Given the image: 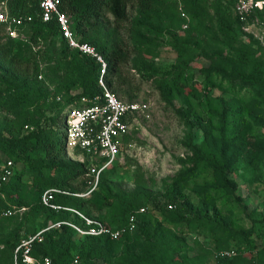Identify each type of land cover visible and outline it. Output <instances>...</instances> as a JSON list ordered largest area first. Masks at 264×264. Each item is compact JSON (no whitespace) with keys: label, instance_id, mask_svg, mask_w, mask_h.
<instances>
[{"label":"trees","instance_id":"16d2710c","mask_svg":"<svg viewBox=\"0 0 264 264\" xmlns=\"http://www.w3.org/2000/svg\"><path fill=\"white\" fill-rule=\"evenodd\" d=\"M4 2L8 16L31 17L30 22L18 28V32L27 28L32 42L50 39L59 45L49 68L52 74H59V77L51 83L53 89H49L40 80L35 61L28 62L20 54L12 52L9 42L12 39L5 36L0 27V163L10 160L13 169L8 182L0 183V213L12 207H28L44 214L39 228L31 232L26 229L21 236L25 220L21 217L5 234L0 241V264H13L12 251L20 238L36 233L47 222L72 221L81 224L80 219L65 208L112 229L124 227L128 216L139 208H143L144 212L135 215L133 230L123 233L116 240L79 237L66 226L49 230L42 234L41 243L32 247L33 257H47L50 264H73L74 259L75 264H206L204 254L181 251L183 238L195 234L207 238L215 251L234 248L236 255L223 261H227L226 264H262L257 256L263 250L257 249L253 231H232L224 223L217 207V201L233 193L235 184L232 175L236 172V161L251 155L247 152L244 155L247 133L252 126L262 125L264 121V71L261 60L257 59L259 50L240 45L236 49L230 47L225 55L210 53L204 56L210 67L199 70L202 87L223 89L227 100L219 99V103L225 102L227 107L222 111L208 108L200 115L186 116L183 145L191 155L179 161L189 167L178 173L161 193H151L140 186L110 192L104 177L112 164L99 174L96 192L93 190L86 197H77L75 194H81L91 178L86 176L85 163L65 156L58 126L65 109L71 107L74 101L80 97L91 99L100 93L97 84L99 65L93 59L69 49L59 37L54 21H40L38 0ZM59 3V10L69 18L73 35L79 41L92 45L104 58L106 71L101 79L106 88L116 93L115 79L125 56L111 41L113 34L110 30L113 28L106 34L103 32L108 24L106 16H110L113 27L118 26L126 17V7H134L137 16L133 18L131 27L152 34L154 32L148 20L153 0H59ZM172 4L184 23L173 0ZM205 5L202 0L182 3L184 14L189 16L187 32L198 31L202 20L210 15L220 39L226 45L234 43L235 33L243 22L233 14L231 4L211 0ZM2 35L10 40L3 42ZM185 46V42L175 44L178 47L177 62L166 71H160L144 61L139 62L141 69L133 66L141 80H154L160 85L161 96L167 103H171L172 97L179 95L183 89H187V97H190L195 85L191 75L186 73L190 59L183 51ZM72 92L75 93L71 95ZM205 117L208 119L203 123L200 119ZM188 118H193L194 122L191 123ZM25 126L31 130L24 129ZM193 127L202 135V141L196 146L188 143L193 138ZM259 137L257 135V139ZM16 166L19 167L17 172ZM203 172L210 173L211 181L193 186L197 203L192 205L186 199L179 200L185 184L194 181ZM77 179H82L79 186L72 185ZM27 186L30 188L28 197L24 191ZM48 189L63 192L53 193L50 201L58 209L52 210L40 204L41 194ZM168 205L174 207L168 210ZM0 218L4 221L9 219L1 215Z\"/></svg>","mask_w":264,"mask_h":264},{"label":"rangeland","instance_id":"374dc122","mask_svg":"<svg viewBox=\"0 0 264 264\" xmlns=\"http://www.w3.org/2000/svg\"><path fill=\"white\" fill-rule=\"evenodd\" d=\"M3 1L0 0V2ZM202 1L206 5L211 2V0ZM221 1L223 4L227 3V0ZM207 12L210 14V11ZM149 13L148 22L155 34L131 27V22L137 16V12L134 7L129 6L126 7V17L120 25L113 27L112 20L107 15L108 24L103 28L104 34L113 28L110 30L113 34L111 41H114L120 53L125 56L115 79L118 91L113 93L123 102H136L144 106L142 111L130 118L127 140L113 163V167L105 172V185L110 192L140 186L151 193H161L178 173L189 167V165H182L179 161L191 155L183 145L186 134L184 126L186 116L200 115L202 110L208 108L222 111L227 107L225 103L227 96L223 89L202 87L199 70L210 67L204 57L206 54L225 55L230 47L236 49L240 45H245L254 51L259 50L257 59L261 60L264 71V15L248 16L240 30L236 31L235 42L226 45L216 33L210 15L202 20L198 31L187 32L186 29H182L183 23L175 12L172 0H153ZM187 21L189 22V16L185 22ZM30 33V30L26 28L18 32L14 39L11 38L12 40L2 35V41L10 40L12 52L20 54L23 60L28 62L34 60L39 68L40 80L49 89H53L51 83L59 77V74H52L49 68L59 45L54 41L51 42L50 39H41L34 43L30 40ZM181 42H185L186 46L183 51L190 59L186 66V73L191 75L195 85L192 86L190 97H187V89H183L179 95L175 94L172 97L171 103H167L161 96L160 85L154 80H141L133 66L141 69L139 62L144 61L160 71H166L176 64V48L178 47H175V44ZM242 94L243 91L240 95ZM219 99L225 102L219 103ZM47 115L48 113L45 114ZM188 119L191 123L194 122L193 118ZM207 119L208 117H205L200 120L205 123ZM250 123L254 124L252 121ZM58 127L60 137L62 123ZM52 128L54 130L55 126ZM192 135L193 138L188 143L199 145L202 141L201 132L193 127ZM257 135L260 136L259 139ZM245 144L244 155L246 152L251 155L246 159L236 161V172L232 175L235 184L233 193L217 201V207L219 214L223 215L224 220H222L230 226L232 231L240 232L248 229L253 231L258 243L257 249L263 250L257 259H261L264 264V121L262 125L250 128L245 137ZM65 156L69 159L73 158L67 151H65ZM17 170H19L18 166L15 172ZM81 180L73 181L72 185L79 186ZM210 181L209 172L201 173L194 181L185 184L178 197L179 200L186 199L195 205L197 199L193 193V186ZM86 187L82 193H85L90 185L87 184ZM24 191L27 197L30 196L28 186L24 188ZM10 210L14 214L9 216V219L4 221L0 218V241L21 217L25 218L23 231L20 232L21 236L24 235V230L31 232L43 223L44 214L40 211H33L28 207L19 209L12 207ZM1 249L0 244V259ZM181 251L202 253L205 255V263L213 264V256L217 250H214L213 244L207 238L188 234L182 240ZM226 263L227 261L221 262V264Z\"/></svg>","mask_w":264,"mask_h":264},{"label":"built area","instance_id":"2783aa9c","mask_svg":"<svg viewBox=\"0 0 264 264\" xmlns=\"http://www.w3.org/2000/svg\"><path fill=\"white\" fill-rule=\"evenodd\" d=\"M181 18L187 20L182 10V3L186 0H173ZM231 4L233 14L240 22H245L246 18L254 13L264 12V0H227ZM59 0H38L37 6L39 19L41 22L54 21L59 37L66 43L67 47L75 50L81 55L93 59L99 65V78L97 84L100 93L91 99L80 97L74 101L71 107L65 109L62 118V134L60 136L64 150L70 152L72 160L86 164V176L91 178L88 182L90 187L85 193L75 194L77 197H86L96 187L99 174L108 169L117 159L125 139L128 136V124L132 115L144 109V106L136 102L126 103L119 100L114 93L105 87L101 76L106 71L104 58L95 48L73 35L70 29L68 16L59 10ZM264 15V14H263ZM29 16L10 17L6 13L5 2H0V27L3 34L10 38H15L18 28L30 22ZM182 29H186V22L182 24ZM243 29V28H242ZM39 78V77H38ZM75 92H72L73 95ZM59 98L56 97V101ZM24 129L31 128L24 127ZM60 132V131H59ZM13 174L10 160H2L0 163V183L5 184ZM53 193H63L58 190L48 189L40 196V204L52 210L59 207L51 204ZM174 206L168 205L171 210ZM23 209V208H22ZM65 210L76 215L81 224L72 221L47 222L46 225L36 233L20 238L17 246L12 251L13 264H50L47 257H33L32 247L40 244L42 234L66 226L72 229L77 236L107 237L109 240H116L125 232H131L134 228L135 215L144 212L139 208L134 214H130L127 223L119 229H112L99 221L88 219L75 210ZM14 212L6 209L0 213L3 217H9ZM236 255L234 248L217 251L213 258V264H221L222 261L233 258ZM18 261V262H17ZM76 259L73 260V264Z\"/></svg>","mask_w":264,"mask_h":264}]
</instances>
